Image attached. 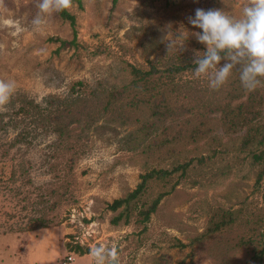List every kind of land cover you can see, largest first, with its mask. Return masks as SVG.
I'll list each match as a JSON object with an SVG mask.
<instances>
[{
  "label": "rangeland",
  "instance_id": "374dc122",
  "mask_svg": "<svg viewBox=\"0 0 264 264\" xmlns=\"http://www.w3.org/2000/svg\"><path fill=\"white\" fill-rule=\"evenodd\" d=\"M37 3L0 2V80L16 85L0 111V264H61L68 254V264H92L97 245L117 246L120 264H264V162L242 152L241 125L219 122L224 104L253 102L264 123V86L246 92L235 69L215 91L195 78L192 60L206 48L187 21L197 8L239 17L242 0H83L69 10L76 34L65 46L54 38L73 39L69 22L53 13L34 25ZM129 64L160 70L171 103L191 111L144 126L150 106L128 105L135 90L107 103V90L128 84ZM185 64L194 66L165 70ZM78 98L82 118L59 137L47 117L64 111L63 125ZM191 158L184 175L154 176L127 208H109L142 174Z\"/></svg>",
  "mask_w": 264,
  "mask_h": 264
},
{
  "label": "clouds",
  "instance_id": "9594fccd",
  "mask_svg": "<svg viewBox=\"0 0 264 264\" xmlns=\"http://www.w3.org/2000/svg\"><path fill=\"white\" fill-rule=\"evenodd\" d=\"M72 7L73 0H38L39 11L33 23L39 26L44 15ZM241 9L239 17L227 15L222 9L202 8L195 9L194 16L187 17L193 28L202 30L193 31L191 35L206 48L202 55L198 52L192 60L193 75L206 77L214 91L228 83L234 69L238 70L240 84L246 92L252 93L264 86V0H242ZM172 43L170 40L168 47ZM15 91V82L0 80V111L6 110ZM90 256L92 264H120L115 245L94 246Z\"/></svg>",
  "mask_w": 264,
  "mask_h": 264
},
{
  "label": "trees",
  "instance_id": "16d2710c",
  "mask_svg": "<svg viewBox=\"0 0 264 264\" xmlns=\"http://www.w3.org/2000/svg\"><path fill=\"white\" fill-rule=\"evenodd\" d=\"M118 0H112V4ZM73 3L77 4L78 8L83 7V0H73ZM59 16L62 20L69 22L71 28L73 29V39L70 41H65L60 38H54L60 42V45L65 46L67 43H75V16L69 10H65L62 12H58ZM194 65H171L165 70L168 73H172L175 71H184L186 69L191 68ZM131 78L128 84L122 86L120 89L112 88L111 90H107L103 98L109 103V101L121 99L123 95H125L128 91L135 90V92L131 93L129 96L128 105H136L137 101L142 104H149L150 113L148 116V123L150 124L144 126H154L160 122H164L167 119H173V114L179 111V114H184L186 111H191L189 107H186L185 104H172L171 99L168 93L172 91L171 89L165 87L164 80L162 79V73L160 70L151 67L148 70H143L136 66L129 64ZM164 70V71H165ZM81 83V82H77ZM164 87V88H163ZM126 92V93H125ZM139 93H144L143 96H137ZM127 95V94H126ZM263 96V95H262ZM136 97V104H134L133 100ZM264 97V96H263ZM264 99V98H263ZM86 99L78 98L74 101L73 107L67 108L72 118H70L67 122L61 125L62 117L64 116V111H59L57 114H53L52 116H48L47 118L53 124L52 129L57 133L59 137L67 138L70 133L68 125L74 121V116L77 119L82 118L83 109L86 108ZM80 107V108H79ZM261 106L254 105L253 102H250L247 106L244 104H235L231 106L229 103L224 104L221 108V114L219 118V122L226 130H234L237 125H241L240 128L243 130L241 134L242 139V152L245 150L249 151L250 157L252 161L259 162L262 160L264 162V123L258 120L259 109ZM125 114L120 115V121L124 123H128L132 121V111H126ZM244 114V115H242ZM241 115V120L237 119ZM240 118V117H239ZM135 120H137L135 118ZM197 131V129H196ZM66 136V137H65ZM166 141V140H164ZM154 142L157 143L155 140ZM192 158L189 160L177 161L179 163L175 164L172 169H152L149 172H146L141 175V181L137 184L136 188L127 194L125 198L114 199L113 202L109 205L111 210H116L121 206L127 205L131 199L137 197L140 193L144 191L145 183L148 179L152 177H157L159 179H165L169 176H172L174 172L181 170L179 175H184L186 172L187 166L190 164ZM203 158L199 157L197 159V164L203 163ZM252 163V162H251ZM264 176V165L262 172H259L257 176V180L261 179ZM171 178V177H169ZM172 187V186H171ZM169 190L160 191L157 193L155 198H153L150 202L143 204V209H140V213L142 215V220H147L151 213L156 210V207L159 201L168 193ZM119 217L114 218L112 221L115 223ZM230 219V217H229ZM80 251H82L80 249ZM83 252L80 253L82 255Z\"/></svg>",
  "mask_w": 264,
  "mask_h": 264
},
{
  "label": "built area",
  "instance_id": "2783aa9c",
  "mask_svg": "<svg viewBox=\"0 0 264 264\" xmlns=\"http://www.w3.org/2000/svg\"><path fill=\"white\" fill-rule=\"evenodd\" d=\"M74 257L70 254L66 255V257L62 260L61 264H68L73 261Z\"/></svg>",
  "mask_w": 264,
  "mask_h": 264
},
{
  "label": "crops",
  "instance_id": "0c3cea01",
  "mask_svg": "<svg viewBox=\"0 0 264 264\" xmlns=\"http://www.w3.org/2000/svg\"><path fill=\"white\" fill-rule=\"evenodd\" d=\"M21 245V244H20ZM20 245L18 247H20ZM74 260V259H73Z\"/></svg>",
  "mask_w": 264,
  "mask_h": 264
}]
</instances>
